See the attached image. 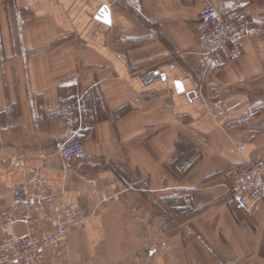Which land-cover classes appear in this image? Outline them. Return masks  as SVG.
<instances>
[{
  "label": "crops",
  "instance_id": "1",
  "mask_svg": "<svg viewBox=\"0 0 264 264\" xmlns=\"http://www.w3.org/2000/svg\"><path fill=\"white\" fill-rule=\"evenodd\" d=\"M208 2L225 17L249 16L238 57L208 54L199 41ZM104 5L111 24L96 19ZM0 17V208L31 175L10 165L19 156L40 168L58 204L85 210L69 231L71 259L118 264L108 243L135 237L108 233L106 198L162 199L170 189L193 193L191 223L204 242L226 258L264 259V200L254 217L224 200L233 169L264 155V0H15ZM153 67L165 78L144 87L140 72ZM75 131L85 151L66 169L32 150ZM182 161L189 167L175 175L170 163ZM152 221L143 220L147 249ZM121 250L119 263L130 264L134 251ZM58 257L49 249L40 264Z\"/></svg>",
  "mask_w": 264,
  "mask_h": 264
},
{
  "label": "built area",
  "instance_id": "2",
  "mask_svg": "<svg viewBox=\"0 0 264 264\" xmlns=\"http://www.w3.org/2000/svg\"><path fill=\"white\" fill-rule=\"evenodd\" d=\"M199 19V41L208 54L225 51L231 58L241 54L243 40L250 32L247 14L225 17L217 3L208 2ZM140 76L142 85L147 87L163 80L165 73L153 67L142 70ZM84 151V137L77 132L33 149L41 158L59 156L65 169L68 162L78 161ZM10 165L27 169L31 175L20 188L21 197L0 208V264H40L49 249H55L60 256L69 231L84 223L85 210L77 202L58 204L39 167H28L19 156L11 157ZM3 176L0 174V180ZM229 193L237 207L250 215L257 213L264 200V156L244 163L233 173ZM18 224L24 226L21 233L16 229Z\"/></svg>",
  "mask_w": 264,
  "mask_h": 264
},
{
  "label": "rangeland",
  "instance_id": "3",
  "mask_svg": "<svg viewBox=\"0 0 264 264\" xmlns=\"http://www.w3.org/2000/svg\"><path fill=\"white\" fill-rule=\"evenodd\" d=\"M14 2L15 0H0V12L1 9L3 11L10 8L13 9ZM5 7H7V9ZM75 132L82 135V133L79 131ZM35 147H33L32 150ZM191 157H193V155H191ZM261 157L262 156H260V158ZM188 165L189 164H187L186 161L177 163L171 162L169 169L175 175H181L186 172L189 167ZM241 165L243 164H240L237 168L233 169V171L230 173L231 177ZM231 179H228L227 188H224L226 190L224 200L229 206L236 208L237 205L229 195ZM136 180L141 184L143 183L141 180ZM131 192L135 191L131 190ZM132 196L133 195L128 194L127 192L122 198H106V203L111 204V206H114L115 208L113 215L107 216L109 219L108 233L115 236H126L127 238L129 236L135 237L134 242L131 239H129L130 242H128V239H121L120 237H116L115 242H109L108 245L112 249L110 261L113 260L114 263L120 264L119 262L123 258L121 248L125 247V251L131 253L133 250L132 247H135L133 250L135 253V259L130 258L125 260L130 264H264V259L261 258H259V260H240L239 258L233 257L226 258L222 249L218 250L213 244L204 242L202 240L204 238L200 237L197 232V227L192 226L191 223L192 210L190 205L193 202V193H186L170 189L167 193V196L162 197V199H160L159 196L153 194L151 197L145 196V198L141 192H137L136 195L133 197ZM144 202H151L152 204L151 210H147L145 213L142 208V203ZM132 203H135L136 207L131 206ZM160 205H162L161 212L159 209L154 208V206L159 208ZM149 207L151 206L149 205ZM163 208H165L166 212L165 210L163 211ZM244 212L247 217H254V215H250L246 211ZM165 213L166 218L164 217ZM149 217L153 220L152 226L150 227L152 240L150 241L151 244L147 249L145 247L147 242H144V237L147 236L148 228L143 224V220L144 218L147 219ZM160 217L167 219V224L162 225L161 228H159L158 225L157 227L154 226V221L157 219V222H159ZM78 229L79 228L75 230ZM144 248H146V252L149 254L148 256L144 253ZM79 249L80 248H77L75 250L78 251ZM160 251H162L161 254H159ZM261 254H264V243L261 249ZM85 260L86 259L84 258L71 259L70 248L67 243V245L62 248L61 255L57 260H55L53 264H96L94 260H90L89 262Z\"/></svg>",
  "mask_w": 264,
  "mask_h": 264
},
{
  "label": "water",
  "instance_id": "4",
  "mask_svg": "<svg viewBox=\"0 0 264 264\" xmlns=\"http://www.w3.org/2000/svg\"><path fill=\"white\" fill-rule=\"evenodd\" d=\"M96 19L106 23L111 24V14L110 9L107 5H104L100 8L98 14L96 15Z\"/></svg>",
  "mask_w": 264,
  "mask_h": 264
}]
</instances>
